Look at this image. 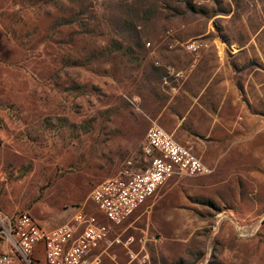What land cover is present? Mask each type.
<instances>
[{"label":"rangeland","instance_id":"rangeland-1","mask_svg":"<svg viewBox=\"0 0 264 264\" xmlns=\"http://www.w3.org/2000/svg\"><path fill=\"white\" fill-rule=\"evenodd\" d=\"M153 125L208 172L163 181L108 249L264 264V0H0V216L105 224L88 192L143 167Z\"/></svg>","mask_w":264,"mask_h":264},{"label":"built area","instance_id":"built-area-1","mask_svg":"<svg viewBox=\"0 0 264 264\" xmlns=\"http://www.w3.org/2000/svg\"><path fill=\"white\" fill-rule=\"evenodd\" d=\"M187 48H194L193 44ZM145 158L143 167L134 169L130 161L117 174L94 185L88 192V200L107 221L75 209L64 222L43 227L26 212L0 216V240L5 249L0 251V264H37L34 252L38 246L43 253L42 264H100L93 255L101 243L107 246L133 242L131 236L123 241L119 235L109 238L110 225H120L141 203L150 197L157 187L172 175H202L208 172L202 161L186 146L159 126L146 129L141 145ZM131 260L141 263L131 250Z\"/></svg>","mask_w":264,"mask_h":264},{"label":"crops","instance_id":"crops-1","mask_svg":"<svg viewBox=\"0 0 264 264\" xmlns=\"http://www.w3.org/2000/svg\"><path fill=\"white\" fill-rule=\"evenodd\" d=\"M183 114H181L180 115V117L175 113L174 114V116H175V119H174V121H173V125H179V123H180V121H182L184 118H183V116H182ZM160 127V126H159ZM160 128H162V127H160ZM164 131H166V132H168V133H170L171 135L173 134L172 132H170V131H167V130H165L164 128H162ZM173 136V135H172ZM174 138V137H173ZM175 139V138H174ZM176 140V139H175ZM177 141V140H176ZM178 142V141H177ZM178 143H180V142H178ZM180 144H182V143H180ZM182 145H184V146H186L185 144H182ZM187 147V146H186ZM112 230H110V232H111ZM109 232V233H110ZM113 232V231H112ZM116 235H119V234H116ZM113 236H111L110 237V239L112 238ZM104 245V246H103ZM112 245H114V244H112ZM112 245H109V246H105V244H102V245H100L97 249H95V251L93 252V255H97V256H101V254H105V255H108L112 260H113V262H115L116 264H122V263H124V260H123V258L121 259V257L119 256V255H117L116 253H113V250H112V252H111V250H109L108 248L110 247V246H112ZM114 246H117V245H114ZM5 249V244L2 242V240H0V251L1 250H4ZM119 249L117 248V250L116 251H118ZM37 254H40V257H38L37 256ZM34 258L36 259V263L37 264H42V262H43V256L41 255V253H40V246H38L37 248H36V250H35V252H34ZM121 260H123V261H121Z\"/></svg>","mask_w":264,"mask_h":264}]
</instances>
